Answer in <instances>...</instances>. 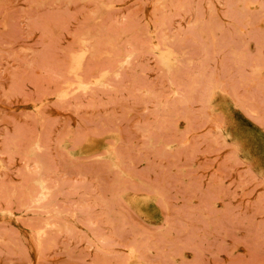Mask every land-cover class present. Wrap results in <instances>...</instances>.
<instances>
[{
    "label": "rangeland",
    "instance_id": "rangeland-1",
    "mask_svg": "<svg viewBox=\"0 0 264 264\" xmlns=\"http://www.w3.org/2000/svg\"><path fill=\"white\" fill-rule=\"evenodd\" d=\"M0 264H264V0H0Z\"/></svg>",
    "mask_w": 264,
    "mask_h": 264
},
{
    "label": "bare ground",
    "instance_id": "bare-ground-1",
    "mask_svg": "<svg viewBox=\"0 0 264 264\" xmlns=\"http://www.w3.org/2000/svg\"><path fill=\"white\" fill-rule=\"evenodd\" d=\"M162 55V54H161ZM162 57V56H161Z\"/></svg>",
    "mask_w": 264,
    "mask_h": 264
}]
</instances>
